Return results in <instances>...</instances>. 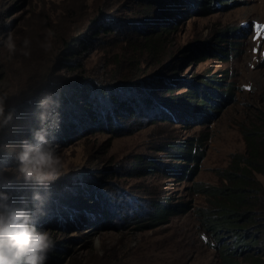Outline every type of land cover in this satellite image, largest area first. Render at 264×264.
<instances>
[{
    "label": "rangeland",
    "instance_id": "obj_1",
    "mask_svg": "<svg viewBox=\"0 0 264 264\" xmlns=\"http://www.w3.org/2000/svg\"><path fill=\"white\" fill-rule=\"evenodd\" d=\"M175 1L0 0V93L8 94L6 113L15 110L0 129V191L17 203L22 197L30 202L36 187L18 178L15 153L38 127V100L58 93L61 103L56 143L65 168L50 186L38 227L65 246L55 245L47 264H226L205 218L215 213L217 189L234 155L245 152L241 128L264 106V38L251 27L264 22V0H221L227 5L214 4L208 14L201 5L171 11ZM154 12L170 29L158 20L155 29L144 22ZM103 25L112 32L99 30ZM223 31L228 35L220 41ZM152 32H163L154 51L147 45ZM49 33L52 47L45 52L41 43ZM9 35L16 43L12 53L3 44ZM25 38L29 56L22 52ZM217 44L237 49L218 58ZM74 47L78 53L69 51ZM207 77L235 89L221 108L189 96ZM85 86L92 87L90 99ZM176 96L183 105L167 102ZM188 142L204 151L192 177L177 171L183 168L178 162L187 161L174 151ZM257 179L264 188V175ZM63 195H69L65 203ZM156 202L175 209L166 223L130 222L140 217L149 224ZM57 210L66 214L59 217ZM255 234L264 240V226Z\"/></svg>",
    "mask_w": 264,
    "mask_h": 264
},
{
    "label": "trees",
    "instance_id": "obj_2",
    "mask_svg": "<svg viewBox=\"0 0 264 264\" xmlns=\"http://www.w3.org/2000/svg\"><path fill=\"white\" fill-rule=\"evenodd\" d=\"M170 1L171 0H169V2ZM224 3L223 1L221 2V0H177L174 2L175 5L170 7V9L171 11L180 13L184 10L181 9L183 6L189 7L192 5H201L204 13L208 14L211 13L213 9H215L211 8L210 6L216 4L217 7H219L220 4ZM146 7L147 9H150L149 3L146 4ZM151 11L144 12V14L149 16L148 13ZM155 14L156 12H154V15ZM157 20L161 22L160 25L164 26V29H170L172 24L162 20L161 14H156V17L153 20L149 18L148 21L145 20L144 22H148L149 25L154 26L155 29L157 26ZM103 29L106 33L112 32L110 30V26L103 25V27L99 30L102 31ZM163 32H152V34L156 33V35H151L147 38V45L150 51H154L158 48L160 39L159 34H163ZM224 33L225 31L218 34V37L222 38L220 41H224L225 38L223 39V37L228 35ZM81 40L83 43H86L88 37L83 36L80 41ZM219 46L220 44H217V48H215L213 52L218 58L228 57L229 50L237 49V46L234 45L231 46L229 50H226L228 51L226 52L224 47L221 48ZM74 48L76 49H70L69 51L72 53L73 51H76V53H78L79 48ZM73 56L75 57V55ZM126 81L130 82L131 80ZM222 81L223 80L216 79L215 77H207L201 86H196L193 88V90L189 91V96L195 98L194 103H198L200 106H204L203 103H207L212 107L221 108L224 106V102L227 101V99H225V94L231 97L234 95L235 91L234 87L224 86ZM220 87L225 88L227 93L219 90ZM89 88L92 90V87L85 86L83 96L89 97L90 99L91 95L88 96V93H91V91L89 92ZM110 99L112 100V105H115V108L117 109H121L120 105H124L122 101H120V99L116 98L114 95H111ZM166 100L167 102L176 105V107L184 104V100L179 98V96H176L172 99L168 98ZM12 108H10V110H12ZM196 112L204 113V110H197ZM105 113H103V115ZM255 113L256 118L252 120L251 126L241 128L246 143L245 152L234 155L232 161L229 164L228 170H226L223 175L225 185H223L222 188L220 187L217 189V192L220 194V196L216 200V204L218 206L214 210L215 213L213 212L212 217H210L211 215H207L205 218V223L208 225V227H214L213 233L218 238V242L217 244L213 243V246H218V248L221 247L226 264H264V240L263 238L259 237L261 234L258 236L255 234L256 232L262 231V227L264 226V224H261V222L257 221V217L260 220H264V188L257 179V174L264 175V106L257 107ZM201 147V143L196 144L193 142H188L182 143L175 148L174 151L177 153L175 154L177 156L176 159L187 161L178 162L177 165L183 166V168L181 167L182 169L180 167L177 168L178 172H184L187 177H192V175L199 170L202 155L204 153ZM186 169L188 170L186 171ZM197 187H202V185H198ZM203 190L205 189L197 188V191ZM259 192H261L262 195H258ZM67 197H69V195L62 196V203L68 201ZM260 197H263V199ZM11 198L14 200L15 196ZM259 201L261 203H259ZM154 205V211L150 214L151 216L148 217L151 219L148 222L149 224L142 223L140 217L130 222L136 223L137 226L152 225V227H155L158 223H166L168 221L169 215L173 214L175 209L164 203L156 202ZM57 211L60 212L56 213L59 217H62V215L66 214V212L63 213V210ZM74 214L75 212L71 211L72 217ZM63 219L66 220L67 217L64 216ZM143 227L145 228L146 226ZM143 227L140 229H143ZM226 238H228L231 243L225 241ZM54 242L55 245L65 246V241ZM56 256L57 255L55 254L50 255V257ZM241 257H243L244 260H242ZM50 263L51 262H49V264Z\"/></svg>",
    "mask_w": 264,
    "mask_h": 264
},
{
    "label": "clouds",
    "instance_id": "obj_3",
    "mask_svg": "<svg viewBox=\"0 0 264 264\" xmlns=\"http://www.w3.org/2000/svg\"><path fill=\"white\" fill-rule=\"evenodd\" d=\"M50 36L51 33L41 43L45 52L52 47ZM30 43L27 38L23 40L25 56L30 55ZM3 44L10 53L16 51L11 35ZM7 98V93H0V129L12 121L15 113L14 109L6 113ZM37 107L40 109L36 116L38 127L33 129L31 140L21 141L15 153L18 178L36 187L30 202L22 197L17 203L10 193L0 191V264H47L48 254L55 247L50 233L38 225L46 215L50 186L65 168L56 143L62 123L58 93L44 94Z\"/></svg>",
    "mask_w": 264,
    "mask_h": 264
},
{
    "label": "snow or ice",
    "instance_id": "obj_4",
    "mask_svg": "<svg viewBox=\"0 0 264 264\" xmlns=\"http://www.w3.org/2000/svg\"><path fill=\"white\" fill-rule=\"evenodd\" d=\"M256 27H257V28H260L261 26L257 25Z\"/></svg>",
    "mask_w": 264,
    "mask_h": 264
}]
</instances>
